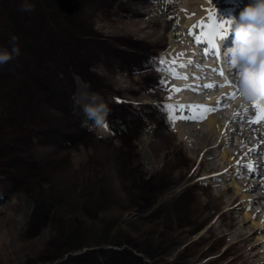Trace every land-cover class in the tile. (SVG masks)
Segmentation results:
<instances>
[{
  "label": "rangeland",
  "instance_id": "rangeland-1",
  "mask_svg": "<svg viewBox=\"0 0 264 264\" xmlns=\"http://www.w3.org/2000/svg\"><path fill=\"white\" fill-rule=\"evenodd\" d=\"M186 1L196 4L31 0L34 10L21 12L22 0H0V47L10 49L16 35L20 48L18 57L0 65V264H264V229L248 238L255 218H244L241 194L226 189L223 202L213 194L204 201L208 190L192 195L188 183L213 172L209 163L201 161L196 174L197 163L175 135L171 147H159L142 138L140 120L127 116L153 111L144 116L153 139L190 114L168 99L166 85L147 105L143 97L132 106L125 98L130 75L162 80L163 65L153 66L154 59L183 43V18L197 15L182 12ZM224 1L205 0L199 9L212 14ZM78 90L104 98L107 130L91 121L83 126L85 114L72 98ZM167 104L178 119H168ZM221 175L214 179L218 187L233 181ZM245 178L250 185L260 177L247 171ZM178 187L187 193L174 195L183 192ZM260 190L249 188V197ZM250 207L262 208L264 219V199ZM210 223L225 236L208 232Z\"/></svg>",
  "mask_w": 264,
  "mask_h": 264
},
{
  "label": "bare ground",
  "instance_id": "bare-ground-1",
  "mask_svg": "<svg viewBox=\"0 0 264 264\" xmlns=\"http://www.w3.org/2000/svg\"><path fill=\"white\" fill-rule=\"evenodd\" d=\"M253 2L254 0H225L224 2L221 3L220 9L215 10L216 12L212 14L206 13L205 12L206 9L203 10L199 9L200 7H206L207 4L205 3V0H196L195 6H192L190 1H186L185 3H183L181 5L182 12H187V14L188 13L190 14V12L193 13L194 12L193 9H195L194 13H197V15L196 17L188 16L189 18H185V19L183 18L182 25L185 28V32L184 34H182L183 43H181L180 45L171 44L168 50H165L162 53L159 52L160 53L159 55L162 56L163 60H165L167 64V66L163 68L165 72L164 79L162 80L159 79L160 80L159 81L156 78L152 82L148 83L147 81L142 80L140 76L135 77L130 75L129 76L130 79L128 80L127 83V87H128L126 93L127 96L125 97L129 100V102H127L128 105L132 106L135 103H139L137 101H139L140 97H143L142 98L143 101H140L141 105L142 104L147 105L150 104V101L147 100L154 99L157 97L158 88L164 87L166 85L167 86L166 94L168 99L170 98L171 101L183 104L184 105L183 110L189 111L190 114L188 115L186 114L185 116L183 115V117H192L193 115L197 117L196 119H181L182 121L181 124L176 123L175 126L173 125L174 128L172 129V131L174 133L166 131L162 136L160 131L158 130L156 134L153 136L154 138L152 139L150 138V132L152 131L151 130L144 131V128L147 125L145 123H148L144 119L145 118L144 116H151L153 114V111L149 109L143 112L137 111L139 114L138 115L133 113L131 110H129L128 111L129 114L127 115L128 119H131L132 121L140 120L141 121L140 124H142V130L144 134V137L142 138L143 139L145 138L147 141L152 140L153 142L151 143L158 144L159 147L160 146L163 148L171 147L170 145L172 143L171 137L175 135L174 137H176V140L179 142V144L182 147L184 145V148L187 150V154L191 156L190 158L191 162L194 160L195 161L194 163H197V167H195L196 169L194 170L196 171V174L201 170V165H200L201 161H204L206 164L209 163L211 169H213V172H209V173L205 172L204 176L201 177L197 176L200 178L190 181L188 183V187L186 186L189 191H192V195H193V191H195L196 188H198V190L201 192L202 189L208 190L206 192H202V195L205 196L204 201L208 202L210 195L213 194L215 196L218 195L220 197L219 201L223 202V199H221V197L224 195V193L226 194L225 192L226 189L229 190V188H232L233 190L235 189L234 190L235 194L238 193L241 194L240 198L243 201V205L245 206L246 209V211L244 212V218H248L250 216H252L253 219L255 218L251 222L252 231L248 232L247 234L248 238H250L254 232H259L264 229V219L261 218V215H259L260 213L259 211H261L262 208H260L259 210L248 209L251 206V204L257 202V200L264 199V166H260V165H264V159H262L261 155L257 154L256 152H250V149H256L257 146L261 145L262 142H264V122H261L260 124H248L246 122V117L254 116L256 110L255 108H253L252 104H249L243 100L237 80L221 77L219 79V83H221L218 84L219 87L216 84L215 86L211 87L212 89H209L210 87H207L208 84H206V82L209 81L208 79H199L203 81V83L197 82L195 85H192V82H195L198 79L197 78L193 79V77L196 76H190V75H192L194 72L198 70L202 71L204 69H207L208 66L209 67L217 66L219 67L220 70L217 73L214 72L211 75L215 77H220L221 76L220 73L223 69V67L221 68L217 60H214V58H212L211 55L205 56L202 54V52L203 53L205 52V49H208V52L210 51V47L207 39L201 35L202 23L203 25L211 26L213 22L219 24L225 22L226 20H231L232 17L238 18L240 11L246 5ZM171 7H175V6H171ZM144 8L146 7H143V9ZM151 17H153L154 19L157 16L153 15ZM226 27H231V26L226 25ZM166 30L167 28H165L163 33L159 31L158 34L162 35L163 37L165 36ZM203 31L207 32V29L205 28L203 29ZM108 32H107V28H105L102 34L106 35L105 36L106 38H110L112 33H108ZM94 33L97 32L94 31ZM168 35L170 36V33L167 34V36ZM198 35H201L202 43H198L195 41V36ZM226 36L228 37V39H230V37L232 36L231 32L229 31ZM216 40L218 42L219 37H214V41ZM162 45L163 44L161 45L158 44V46L160 47ZM155 53H156V49L152 50V53H150L152 59L154 58ZM202 55L205 58L202 57ZM202 59H204V61H202ZM172 61H176V63L173 65L171 63ZM154 65L158 66L159 61L154 59L153 66ZM170 67H174L176 69L179 78L173 77L172 75L169 74V72L166 69ZM187 70H189V72ZM98 73L100 72L95 71L96 76L98 75ZM158 75L162 76L161 73H158ZM146 77H147V72L145 73V78ZM170 81H172L173 84L170 83ZM190 84L193 87H191ZM174 88H178L180 90L174 91ZM213 88L215 89L213 90ZM142 91H144V93ZM233 92L237 93L235 95V98L231 97V94ZM200 106H204V107H200ZM205 108H211L213 110L205 112L204 111ZM201 115H204L203 119L199 118ZM161 137H163L164 139L161 140ZM229 144L230 146L227 147V145ZM216 150H218V153L215 152ZM166 153H168V151L163 153L164 158L166 160H170L167 158ZM238 162H240V165H238ZM248 163L256 164L258 167L255 168L256 172L257 174H259L260 178L262 177L261 180H259L260 178H257L256 179L257 182H255L254 184H250L251 186L246 185L245 183L246 180L245 177L247 176L248 170L242 167L243 164H248ZM166 166L168 167V164ZM183 167L184 165L183 166L180 165L178 167V170L181 171ZM231 168L233 169V171H230ZM189 170H190V163L183 168L184 172H188ZM224 174L225 175L227 174L228 178H233V181H228V182L225 181V184L221 187L222 188L221 189L216 185L214 179L216 177L218 178L220 175L224 177ZM186 187L184 188L178 187L179 189H177L176 192L184 191ZM217 187L220 189L214 190V188ZM251 187H255V188L258 187L261 188V190L257 194H255V196L250 195L251 197H249L248 193L251 191H248V189ZM242 190H247V191L242 192ZM9 192L11 191L8 190V193ZM186 193H180V194L174 193V195L183 196ZM233 199L234 197L225 201L226 203L223 206L229 204L231 201H233ZM206 216L207 214H204L202 216L200 221L201 224L204 223ZM213 228H216V226L210 223L208 226V232L212 233V235H215L216 237L219 238H223L225 236L226 233H221L218 231L217 233H214L215 231ZM32 231L33 228L30 230V233ZM259 234H261V232ZM261 236L262 239L264 240L263 235ZM263 245L264 243H262V246ZM233 246H235L234 243L228 244L225 250L233 248ZM229 262L225 264H228ZM251 264H255V262H252Z\"/></svg>",
  "mask_w": 264,
  "mask_h": 264
},
{
  "label": "clouds",
  "instance_id": "clouds-1",
  "mask_svg": "<svg viewBox=\"0 0 264 264\" xmlns=\"http://www.w3.org/2000/svg\"><path fill=\"white\" fill-rule=\"evenodd\" d=\"M34 7L31 0H22L20 11L32 12ZM230 32L233 43L224 49L222 60L226 69L234 70L241 96L250 104L264 98V0H254L240 11L238 18L232 17ZM8 43L10 49L0 47V65L20 55L18 37L10 36ZM72 98L85 114L83 126L91 121L96 128H105L110 108L102 96L78 90Z\"/></svg>",
  "mask_w": 264,
  "mask_h": 264
},
{
  "label": "snow or ice",
  "instance_id": "snow-or-ice-1",
  "mask_svg": "<svg viewBox=\"0 0 264 264\" xmlns=\"http://www.w3.org/2000/svg\"><path fill=\"white\" fill-rule=\"evenodd\" d=\"M226 25L231 26V20H226L225 22L219 23V24L213 22L211 24V26L203 25V23H202L201 35L207 39L208 44L210 45V47L212 49H217V44L214 42V37H220L222 39L230 31L231 27H226ZM205 28L207 29V32L203 31V29H205ZM201 35L195 36L196 42L202 43ZM207 51H208V49H205L206 53H207ZM215 56L217 58L219 57V50L218 49H217V52L215 53ZM160 63L165 64L166 61L161 60ZM171 63L174 65L176 63V61H172ZM182 67H183V65H182ZM166 70L173 77L179 78L178 73L174 67L167 68ZM220 74L223 75V72H221ZM207 87H212V85H207ZM179 90L180 89H178V88H174V91H179ZM236 94H237L236 92H233L231 94V97L235 98ZM252 106L256 110L255 115L246 117V122L248 124H260L261 122H264V100H261L260 98L254 99L252 101ZM164 107L166 109L168 119L172 120V121L176 120L177 117L175 115H173L174 105L167 104ZM180 107H183V106L181 105ZM193 107H196V106H193ZM200 107H204V106H200ZM212 110L213 109H211V108H205L204 109L205 112L212 111ZM179 118L180 119H196L197 117L195 115H193L192 117H179ZM199 118L203 119L204 115H201ZM104 127L107 130L109 126L106 124ZM250 152H256L257 154L261 155L262 159H264V142H262L261 145L257 146L256 149H250ZM238 165H240V162H238ZM260 166H264V165H260ZM242 167L247 169L248 171H253V170H255L257 165H255L253 163H248V164H243Z\"/></svg>",
  "mask_w": 264,
  "mask_h": 264
},
{
  "label": "trees",
  "instance_id": "trees-1",
  "mask_svg": "<svg viewBox=\"0 0 264 264\" xmlns=\"http://www.w3.org/2000/svg\"><path fill=\"white\" fill-rule=\"evenodd\" d=\"M159 171V170H158ZM176 180V177L174 178V181ZM178 180H179V178H178ZM177 181V180H176ZM19 185H21V183H18ZM18 184H16V185H18ZM188 190V189H187ZM189 191V190H188ZM182 193H186V189H185V191H183Z\"/></svg>",
  "mask_w": 264,
  "mask_h": 264
}]
</instances>
